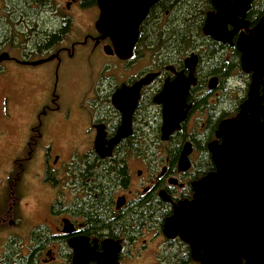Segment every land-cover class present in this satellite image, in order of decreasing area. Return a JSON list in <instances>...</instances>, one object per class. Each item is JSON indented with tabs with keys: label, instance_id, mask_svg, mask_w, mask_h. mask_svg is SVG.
Returning <instances> with one entry per match:
<instances>
[{
	"label": "flooded vegetation",
	"instance_id": "flooded-vegetation-1",
	"mask_svg": "<svg viewBox=\"0 0 264 264\" xmlns=\"http://www.w3.org/2000/svg\"><path fill=\"white\" fill-rule=\"evenodd\" d=\"M97 3H27L0 25V54L11 38L19 52L0 62V264H76V251L79 264H200L164 225L216 170L220 123L264 97L251 47L264 0H157L125 56L97 30ZM165 106L186 110L167 140ZM119 134L110 153L95 148Z\"/></svg>",
	"mask_w": 264,
	"mask_h": 264
},
{
	"label": "water",
	"instance_id": "water-1",
	"mask_svg": "<svg viewBox=\"0 0 264 264\" xmlns=\"http://www.w3.org/2000/svg\"><path fill=\"white\" fill-rule=\"evenodd\" d=\"M155 1L97 0L100 15L96 28L102 33L101 37H109L119 54H131L140 23ZM251 47L264 61V44ZM9 58L7 51L0 54V62ZM50 59L31 63L35 65ZM257 75L253 77V85L257 84ZM181 101L184 104V96ZM263 102L264 97L252 93L236 117L220 123L217 136L222 142L210 144L216 170L196 184L194 200L175 206L165 222V234L169 238L178 235L191 247L194 259L200 264H264ZM121 109L127 125L126 107ZM178 110L180 113L175 107H164L163 140H167L185 118V108ZM122 135L110 142L98 137L95 148L110 153ZM189 151L186 145L182 162ZM79 258L76 251V264Z\"/></svg>",
	"mask_w": 264,
	"mask_h": 264
},
{
	"label": "rangeland",
	"instance_id": "rangeland-1",
	"mask_svg": "<svg viewBox=\"0 0 264 264\" xmlns=\"http://www.w3.org/2000/svg\"><path fill=\"white\" fill-rule=\"evenodd\" d=\"M57 2H62V0H57ZM6 4V5H5ZM11 5H7L6 3V0H0V25H2V23L6 26H9L11 25V27L13 28L14 25L10 24V21H9V16H11L12 18H14V15L15 14H18V13H14V14H11V12H13V10H11ZM10 12V13H9ZM18 16V15H17ZM16 16V17H17ZM75 23H74V33H77L80 29V25H82L83 23V19L79 16H75ZM6 44H5V49L6 51L10 52L11 55H17L19 52L16 48L13 47L14 45V40L11 38L9 40H6ZM22 47H25V44L22 45ZM94 58H97L99 59L100 57H94ZM6 65H12L14 66L13 63H10V62H7ZM76 66H79V67H82V68H86L85 66V63L82 59L78 60L75 64ZM63 131L60 130L58 132V138H59V142H62L63 140H65L66 136L63 135ZM5 141H6V137L4 139H0V155L4 153V144H5ZM150 144V147L151 148H157V144L155 143V141H150L149 142ZM157 146V147H156Z\"/></svg>",
	"mask_w": 264,
	"mask_h": 264
},
{
	"label": "trees",
	"instance_id": "trees-1",
	"mask_svg": "<svg viewBox=\"0 0 264 264\" xmlns=\"http://www.w3.org/2000/svg\"><path fill=\"white\" fill-rule=\"evenodd\" d=\"M48 1H53V0H6V3H7V5L12 6L11 10H13V12H11V14L18 13L22 17V16H24V14L26 16H29V9L25 10L27 3L41 4V3L48 2ZM26 11H28V12H26ZM9 21H10V24L13 25V22H11V16H9ZM57 35L58 34H54V38H56Z\"/></svg>",
	"mask_w": 264,
	"mask_h": 264
}]
</instances>
